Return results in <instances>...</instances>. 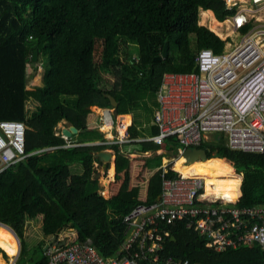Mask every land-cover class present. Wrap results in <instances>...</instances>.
Returning a JSON list of instances; mask_svg holds the SVG:
<instances>
[{
    "label": "trees",
    "instance_id": "1",
    "mask_svg": "<svg viewBox=\"0 0 264 264\" xmlns=\"http://www.w3.org/2000/svg\"><path fill=\"white\" fill-rule=\"evenodd\" d=\"M207 10L218 22L234 13L224 0H0V121L25 125L28 154L55 148L0 173L1 225L19 240L31 222H40L44 237L72 229L77 233L74 240L90 239L103 258L123 255V218L137 205L157 200L162 170L150 177L146 197L139 199V186H130V160L116 145H84L103 141L97 124H89L92 118L99 122L90 108L111 109L105 97L110 94L117 114L132 117L131 137L137 135L136 125L147 129L157 108L150 97L156 95L163 74L197 72L194 59L200 50L222 52L225 42L198 24L199 13ZM96 44L101 49L99 62L94 58ZM165 44L167 56L155 61ZM34 51L36 61L31 59ZM28 64L30 77L41 68V86L27 89ZM101 74L113 78L109 89L99 86ZM61 122L78 130L69 139L78 146L62 147L65 141L55 136ZM147 131L157 133L153 127ZM140 148L158 149L149 143ZM210 148L215 155L207 156L208 161L227 165L241 178L238 205H264V153L231 151L223 142ZM104 149L115 157L108 199L98 192L93 167L99 163L93 153ZM4 226L0 251L7 258L6 245L18 248V241ZM168 230L175 240L165 241L166 256L200 264L264 262L257 245L217 253L182 222ZM45 245L39 243L40 254L31 256H25L21 246L16 264H47ZM0 264H5L1 256Z\"/></svg>",
    "mask_w": 264,
    "mask_h": 264
},
{
    "label": "built area",
    "instance_id": "2",
    "mask_svg": "<svg viewBox=\"0 0 264 264\" xmlns=\"http://www.w3.org/2000/svg\"><path fill=\"white\" fill-rule=\"evenodd\" d=\"M224 1L234 13L225 27L230 33L218 38L226 42L229 34L250 29L237 45L219 54L200 50L194 59L197 72L163 74L153 114L157 134L132 138L131 121L126 125L122 115L113 116L112 108L101 109L98 130L103 134L109 125L110 139L103 134V141L94 145H116L120 151L130 143H151L162 149L167 145L176 154L172 163L188 149L215 155L210 147L220 142L231 151L264 153V21L256 15L264 9V0ZM25 130L22 122L0 121V173L30 155L55 149L28 154ZM61 130L58 126L55 136L65 141L63 148L79 145L69 143ZM204 186L202 178L183 177L166 165L157 200L137 205L123 218V255L103 258L90 239L68 242L58 234L45 251L47 264H200L165 255L164 243L172 237L168 228L176 222L195 231L217 253L252 245L264 253V205L239 206L240 194L235 202H224L206 196ZM8 264H16V259Z\"/></svg>",
    "mask_w": 264,
    "mask_h": 264
},
{
    "label": "rangeland",
    "instance_id": "3",
    "mask_svg": "<svg viewBox=\"0 0 264 264\" xmlns=\"http://www.w3.org/2000/svg\"><path fill=\"white\" fill-rule=\"evenodd\" d=\"M260 11L261 12L256 13V15L261 17L262 21H264V9H262ZM198 19H199V21H198L199 25L204 26L207 29H209V26H208L209 23H207L208 22L207 20L205 21L204 24H201L200 13H199ZM226 25L227 24H224V25L222 24V26L220 27L222 34H224V35H222L223 37L226 34L230 33L228 31H225ZM209 31H211V30H209ZM229 35H230V37L227 38V40L225 42L226 48H232L233 46L237 45L239 43V41L241 40V38L243 37V34H241V32L231 33ZM216 36L218 37V35H216ZM100 51H101L100 45L96 44V51L94 54L95 55L94 58H95L96 62H99ZM32 71L33 70L31 68V65L28 64L26 66V76L30 77ZM41 76H42V70H41V68H38L36 73L32 77H30V79L28 81L27 89H31L35 86H41V84H42L41 83ZM100 78H101V81L99 83V86L104 87L105 89H109V87L113 81V78L108 74H101ZM151 101H152V103L154 102V104H156V107L158 106V101H157L156 95L150 97V104H151ZM94 108L95 107H93L90 110L94 113V116L96 115L99 117L100 113H102V110H98V109L94 110ZM129 117H131V115H129ZM94 121H95V123H94L93 127H95V124H97V126H99V122H97L96 118ZM57 128H58V125H57ZM147 130H148V128L146 129L145 125H142V124L136 125V134H137L136 137L146 136L148 134ZM104 133H105L104 136L107 139H110V136H109L110 133L109 132H107V133L104 132ZM123 151L135 154L136 156H138V158H135L136 161H134V162H139V163L142 162L144 164V170L145 171L139 172L138 176H136V180L138 181V182H136L137 185H141L143 182H141L140 180H144L146 177L150 176L151 174H153L156 171H158L159 169H161L164 165V163H162V161H161L160 155L155 154L153 148H150L149 151L147 152V154L149 156L144 155V152L142 153L143 149L140 148V146L136 143L125 145L123 147ZM166 151H167V153H165V155H164V157H166L168 159V161L166 162V165H170V164H172L173 160H169V159L171 158V156H175L176 154H175V152H171L168 147H167ZM112 155H113V151H112ZM176 158H177V156H176ZM140 165L141 164H138L137 166H140ZM110 166H112V168H113V166H114L113 160L110 161ZM195 166L190 167V168L194 169ZM99 175H100V177L98 179V183H99L101 188L104 187L105 188L104 190H106V189L108 190V191L106 190L107 192L106 191L104 192L102 190L104 196H108L109 192L111 191L110 190L111 183L109 181H108L109 183L108 182L104 183L105 181H107L106 177L108 175V172L103 171V173H102L100 171ZM239 181H240V177H239ZM239 181L237 184H239ZM236 188L238 189V185H236ZM141 195H142V193L140 194V196ZM69 230L70 229H64L63 231H61L58 235L59 238L65 236L68 242L73 241L75 236H76V232H75V230H73L72 232H69ZM41 242L42 243L43 242L48 243L49 238L44 237L41 234V231L39 228V223H30L29 225H27L25 233L23 234L22 238L19 240L20 247L22 246L25 256H31L33 254L39 255L40 251L38 250L37 247H38L39 243H41ZM6 251H7V253H6L7 260H5V257L3 256V260L5 263H8V260L10 258H13L18 254V248H14L10 245H6Z\"/></svg>",
    "mask_w": 264,
    "mask_h": 264
},
{
    "label": "bare ground",
    "instance_id": "4",
    "mask_svg": "<svg viewBox=\"0 0 264 264\" xmlns=\"http://www.w3.org/2000/svg\"><path fill=\"white\" fill-rule=\"evenodd\" d=\"M210 21L208 26L209 30L214 32L216 35H219L223 37L220 30V27L222 24L224 25L226 22H218L215 21L211 14L208 12H204L201 14V24H204L205 21ZM96 108H94L95 110ZM124 124L130 123V117L128 115H124L123 117ZM110 126L107 125L103 128V134L104 132H109ZM110 136V134H109ZM184 157V158H182ZM186 160V161H184ZM200 164V165H199ZM196 165V166H195ZM195 168H190L194 167ZM171 168L175 171H178L183 177H200L204 180V192L206 196L211 195L212 197L222 199L224 202H235L237 200V188L236 185H238L239 178L235 174L232 175L230 173V168L216 160H207V156L205 157H195L193 160H188L185 156H180L175 160L174 164H171ZM108 175H107V181L104 183H107L109 180L113 177V168L112 166L109 167Z\"/></svg>",
    "mask_w": 264,
    "mask_h": 264
},
{
    "label": "crops",
    "instance_id": "5",
    "mask_svg": "<svg viewBox=\"0 0 264 264\" xmlns=\"http://www.w3.org/2000/svg\"><path fill=\"white\" fill-rule=\"evenodd\" d=\"M204 12H208L209 14H211V16H212V18L215 20V21H217L215 18H214V15H213V13L210 11V10H207V11H201L200 12V17H201V14L202 13H204ZM232 15H230L227 19H229L230 17H231ZM259 17V16H258ZM261 18V17H260ZM259 18V19H260ZM227 19L226 20H224L223 22H226L227 21ZM262 20V19H261ZM210 21H208L207 23H209ZM228 22H226L225 24H227ZM245 28H248L247 29V31L245 32V34L248 32V30L250 29V26H246ZM245 28H243V29H245ZM242 30V29H241ZM241 30H240V32H241ZM244 35V34H243ZM224 49H226V46L224 45V47H223V50ZM222 50V51H223ZM158 101V100H157ZM93 107H91V109H92ZM96 109H98V110H101V109H99V108H97V107H95ZM157 108H158V106H157ZM156 108V109H157ZM155 109V110H156ZM155 112V111H154ZM123 117H124V115H122ZM129 116V115H128ZM95 119H90L89 120V124L91 125V126H93L94 125V123H95V121H94ZM130 121H131V124H132V117H130ZM58 126L59 127H61L62 129L63 128H65V127H67V126H69V124H67V123H65V122H61V123H59L58 124ZM155 128L156 129V127L153 125V117L151 118V121H150V123L147 125V128ZM157 130V129H156ZM78 134V133H77ZM157 134V133H156ZM153 135H155V134H147L146 136H143V137H147V136H153ZM71 138V137H70ZM70 138H67L68 139V141H69V143H73V142H71V140H69ZM132 138H135V139H137V138H141V137H132ZM88 144V143H87ZM87 144H84V145H87ZM130 144H133V143H130ZM136 144H138L139 146L142 144V143H136ZM149 144H151V143H149ZM125 145H129V144H125ZM124 145V146H125ZM153 145V144H152ZM123 146V147H124ZM155 146V145H154ZM123 147H122V149H121V151H120V153H122L123 154V156H125V157H127V158H129V160H130V186H136L137 184H136V182H138L137 180H136V176H138V173L139 172H144L145 170H144V164L142 163V162H134V161H136L135 160V158H138V156H136L135 154H133V153H130V152H124L123 151ZM167 145L163 148L164 150H165V152H163V153H161L162 152V148H160V147H157L158 149H156V150H154V153L155 154H157V155H162V157H161V161H162V163H164V165H163V167H165L166 166V160H168L166 157H164V155H165V153H167V151H166V149H167ZM149 150H147L146 152H144V155H146V156H149L148 154H147V152H148ZM142 152V153H143ZM94 154V153H93ZM172 157V156H171ZM182 158H184V157H182ZM171 159V158H170ZM169 159V160H170ZM185 159V158H184ZM184 161H186V160H184ZM114 163V162H113ZM174 163H175V161H174ZM174 163H172V164H174ZM95 164H97L98 165V167H97V169H94V171H95V175L97 174V173H100V171L103 173V171H107L108 170V168L110 167V165H109V167L107 168V169H102V165L100 164V163H96V162H94V166H95ZM138 164H141L140 166H137ZM200 165V164H199ZM142 167V168H141ZM163 167L161 168V170L163 169ZM230 168V167H229ZM108 172V171H107ZM232 171H231V169H230V173H231ZM137 173V174H136ZM233 173V172H232ZM231 173V174H232ZM114 174H115V171H114V166H113V177H112V179L111 180H109V182L111 183V185H110V189H111V186H112V183L114 182ZM154 174V173H153ZM153 174H151L150 176H148V177H146L144 180H140L141 182H143L141 185H137V186H139V199H145V197H146V193H147V184H148V181H149V179H150V177L153 175ZM94 175V176H95ZM232 175H234V174H232ZM238 178H239V176H238ZM240 180H241V178H240ZM98 181V180H97ZM108 182V183H109ZM240 182V181H239ZM99 187H100V185H99ZM105 188L103 187V188H101L100 187V189H99V194H100V192L103 190L104 192L107 190H104ZM102 191V192H103ZM108 191V190H107ZM106 191V192H107ZM241 192V191H240ZM142 193V195L140 196V194ZM237 194V193H236ZM240 194V196H241V193H239ZM102 197L104 196V194H102L101 195ZM109 196H110V192H109V194H108V196H104L103 198L104 199H108L109 198ZM31 223H33V222H31ZM36 223H39V228H40V222H36ZM4 226V225H3ZM4 227H6V228H8L7 226H4ZM27 227V226H26ZM9 229V228H8ZM10 230V229H9ZM11 231V230H10ZM26 231V230H25ZM73 230L72 229H70L69 230V232H72ZM12 232V231H11ZM76 232V231H75ZM12 234L14 235V233L12 232ZM76 235H77V233H76ZM15 236V235H14ZM53 237H55V236H49V237H47V238H49V242H51L52 241V239H53ZM76 237V236H75ZM48 242V243H49ZM48 243H46V245L48 244ZM45 245V246H46ZM44 246V247H45ZM44 249V248H43ZM19 252H20V244H19V242H18V254L15 256V257H13V258H10L9 260H8V262L10 261V260H13V259H17V257H18V255H19ZM43 252H44V255H45V251L43 250ZM0 256H1V259H2V261L4 262V260H3V256H4V253L2 252V251H0ZM5 260H7V258H5ZM5 263V262H4ZM5 264H8V263H5Z\"/></svg>",
    "mask_w": 264,
    "mask_h": 264
},
{
    "label": "water",
    "instance_id": "6",
    "mask_svg": "<svg viewBox=\"0 0 264 264\" xmlns=\"http://www.w3.org/2000/svg\"><path fill=\"white\" fill-rule=\"evenodd\" d=\"M167 56V44L164 45L163 47V50H162V54L161 56H158L156 58H154L155 61H161L163 60L165 57ZM32 61H36L37 59V51H34L33 54H32ZM105 97L109 100L110 102V105L112 107V112H113V116H116L117 115V111H116V107H117V102L115 101V99L110 95V94H106ZM91 109V108H90ZM62 134L66 137V138H70L72 137L73 135H76L78 133V130L73 126V125H69L65 128H63L61 130ZM184 156L186 157L187 160H193L196 156H200V157H205V151L202 150V149H191V150H186L185 153H184ZM93 158L94 159H97L100 164L102 165V169H107L108 166L110 165V161L111 160H114V156L112 155L111 151H107V150H99L97 152H95L93 154ZM100 173H97L95 176H94V179L95 180H98L100 175ZM0 226H3L0 224ZM16 237V236H15ZM56 237V236H55ZM55 237H53L52 241L49 242L45 247H44V251H46L48 245L52 242L55 241ZM17 241L19 242L18 238L16 237ZM171 241H174V237H171L170 239ZM64 242L61 243V245H63Z\"/></svg>",
    "mask_w": 264,
    "mask_h": 264
},
{
    "label": "clouds",
    "instance_id": "7",
    "mask_svg": "<svg viewBox=\"0 0 264 264\" xmlns=\"http://www.w3.org/2000/svg\"><path fill=\"white\" fill-rule=\"evenodd\" d=\"M95 143V142H94ZM87 145H94L93 143H88ZM105 150V149H104ZM108 151V150H107ZM112 153V152H111ZM113 156H114V153H113ZM114 162V160H113ZM100 163V162H99ZM109 167V166H108Z\"/></svg>",
    "mask_w": 264,
    "mask_h": 264
}]
</instances>
